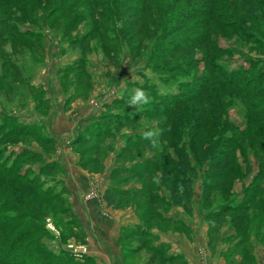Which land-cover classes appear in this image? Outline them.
Returning <instances> with one entry per match:
<instances>
[{"label":"rangeland","instance_id":"374dc122","mask_svg":"<svg viewBox=\"0 0 264 264\" xmlns=\"http://www.w3.org/2000/svg\"><path fill=\"white\" fill-rule=\"evenodd\" d=\"M69 1L70 6L48 22L45 11L35 12L32 7V15L16 5L5 7L9 0L0 2V160L10 158L8 164L18 160L16 172L30 170L29 177L35 176L60 200L69 195L66 181L74 193L80 190L72 186L75 180L70 168L75 162L85 175L90 173L88 194L84 192L82 198H93L103 184L104 193L110 188L127 193L115 196L118 207L104 204L105 212L120 210L138 224L121 233V253L107 244L95 258L96 252L89 253L87 236L75 223H69V217L61 213L64 206L58 204V210L49 213L44 222L42 244L56 256H72L80 263L86 259L85 264H264V180L256 182L264 166V150L254 146L256 142L264 147V140L259 141L264 133L257 140L242 139L219 156L233 157L230 180L216 177L211 157L215 142L226 134L230 123L264 128V109L255 113L254 108H248L250 103H244L256 96L264 81L244 95H234L233 89L216 82L205 84L211 71L200 60L207 45L198 44L178 54L173 51L178 50L176 45L168 44L165 49L163 44L176 43L183 34L196 32V21L178 27L181 5L169 15L162 4L168 0L148 2L157 15L141 14L148 29L142 23L131 29L137 33L144 27L148 36L141 43L133 40L128 30L140 20L127 22L134 12L127 11L125 18L119 12L131 4L141 7L142 1ZM25 2L29 4L21 0ZM72 10L70 19L77 20L69 26ZM16 29H28L32 35L17 36ZM168 29L175 31L167 35ZM217 33L220 47L226 50L217 56L227 63L226 70L229 65L235 69L264 62V49L242 39L233 28ZM261 37L264 40V32ZM77 39L83 41L74 43ZM181 81L190 82V86L184 83L181 87ZM136 88L148 92L149 104H129ZM175 96L182 99L180 105L169 106ZM194 108L199 109L196 114ZM243 112L253 116L246 117ZM257 113L260 119L255 118ZM102 116L108 118V130L102 132L104 125L95 130L100 135H95L91 126ZM211 118L215 120L210 126ZM215 124L219 128L211 130ZM199 128L202 131L195 136ZM151 129L160 130L159 149L151 148L142 138ZM8 130L14 134L3 137ZM194 138L199 140V152L195 153L191 149ZM181 142L192 169L183 174L189 183L179 184L181 195L176 199L172 196L176 174L164 160L167 156L177 159ZM28 150L38 153L37 158ZM165 167L171 172L168 176L163 173ZM156 174L161 176L159 185L152 183ZM77 178L85 181L83 176L76 177L80 182ZM256 183L261 184L260 191L247 199L246 188ZM250 203L253 205L244 213L227 209ZM135 230L142 233L134 234Z\"/></svg>","mask_w":264,"mask_h":264},{"label":"trees","instance_id":"16d2710c","mask_svg":"<svg viewBox=\"0 0 264 264\" xmlns=\"http://www.w3.org/2000/svg\"><path fill=\"white\" fill-rule=\"evenodd\" d=\"M113 1L118 3L119 1L124 2L125 0H108V2ZM131 1L135 2L137 0ZM139 1H142L143 3L141 7L135 4H131L128 10L121 8L119 13L122 17L125 18L127 11L134 12V14H132L131 16L129 15L126 21L128 22L129 20L136 18H138V20L140 21L132 23L128 30L130 34L133 33V40L136 39L138 40V42L141 41L142 43V41H144L148 35L144 31V27L147 28V26L146 22L142 21L144 17L141 14L151 15L154 13V9L147 5V3L151 2L152 0ZM0 2H2V0H0ZM69 2V0H27V3L29 4H26V2L22 4L21 0H9V4H5L3 2L2 3L5 4V7L8 5L7 8L10 6L11 9L14 7V5H16L17 7L28 10L32 15L33 11H45V13H47V17L45 19L48 22V20L53 19L55 16L63 12L67 8ZM162 4L166 5L167 13L169 15L173 11L177 10V6H182L183 9L179 10V13L177 15V23L179 28L181 26L187 27L194 21L197 22L196 26L198 30L196 29V34L194 32L183 34V36H181V39H177L175 41L176 43L171 42L163 44L162 46L167 49L169 48L168 44H173V46L176 45L178 47V50H173L174 52L177 53V51H179L180 53H183L185 52L184 50L190 49L192 46H196L198 44L200 46L207 45V47L204 48L202 52V58L200 60V62H203L206 65V68L211 71V74H208L205 78V81L208 80L206 81L207 83H205L206 85L216 82L217 84L224 86L225 88L233 89L234 95L236 93L238 95H244V91L264 81V62L261 60L250 62L249 67L240 66L239 68L230 69L229 65L228 70H226L227 63L224 60L222 61V59L217 56L218 54H226V50L220 47L216 39L219 34L217 32H220V30L222 29H228L229 27H231L237 32V34L242 37V39L249 40L255 46L264 49V40L261 37V33L264 32V26H262L263 30L261 28V25H263L262 22H264V0H168L166 3L162 2ZM32 7L33 11L31 10ZM74 12L75 11L72 10V12L68 16L67 21L69 26L76 24L77 18L70 19L73 16ZM30 13L27 14V17H31ZM154 15L157 14L154 13ZM19 21L24 22L22 19ZM138 23L143 24V29L139 30V32L137 33L132 32L133 30L131 31V29H133L134 26H137ZM16 30L17 31L15 33L17 36L30 37V35H32V33L28 29L25 31L19 29ZM114 31L111 32L115 33ZM174 31L175 30L168 29L166 34H173ZM33 37L34 36H32L31 39H33ZM212 37H214L216 40ZM79 41L80 40L77 39L74 43H81L83 39L80 42ZM184 41H189V44L183 45L182 43ZM229 69L231 71H229ZM178 71L183 70L178 69ZM187 72L185 71V73ZM200 79L203 80V78ZM180 83L181 87L183 88L186 85L187 87L190 86V82L185 83L184 81H181ZM203 92L200 93L202 96L204 94ZM165 95H167L165 97H168V92ZM177 97L179 98V96H175L170 100V102H168L169 106H173L175 104L180 105L182 99H177ZM218 100L219 98L217 97V101ZM246 101L250 103L248 105V108H254L255 111L253 112L255 113L256 111H259V109H264V87L258 90L256 96H254L252 100H250L249 98L245 99L244 103ZM183 103L184 101L182 102V104ZM220 105L221 103H219V106ZM243 110L244 109H241V111ZM198 111L199 109L195 110L194 108L192 113L196 114ZM258 113L255 114V118L260 119V117L257 116ZM244 114H246V117L253 116L251 114L247 115L248 112H245ZM201 117H205V114ZM261 117H263L264 120V116ZM102 118L103 119L101 121L97 120L96 122H94L95 124L91 126V131H93L95 135H100V133L95 132V130L99 129V127L104 128V125L105 128L102 132H106L108 130V118L107 116H102ZM214 120L215 118L209 119L208 124L211 126ZM227 126L229 127L228 129L225 127L227 130L226 134L220 140H218V143L215 142L214 148L211 152L212 165L216 169V177L225 179V181L230 180V178L228 177V171L232 164L233 157H230L228 155V158H219V156L221 157V155H224V153L229 150V148L231 149L234 144L240 142L242 139L247 138L257 140L258 137L262 136L264 133V128L252 127L251 125H246L245 128H241L239 124L232 122ZM217 128H219V125L215 124L211 130H215ZM201 131L202 128H199L195 133V136H197ZM12 134H14L13 131L8 130L3 133V137L11 136ZM19 134L22 133L20 132ZM262 138H264V136H262ZM0 139V141H2V136ZM263 140L264 139H259V141L261 142ZM255 143L256 142H254V146L257 145L256 148H258V150H264V147L261 144ZM181 144L182 145H180L178 150H176L177 159L171 158V156H167V158L164 160L166 161L165 164H171L173 166L176 174L174 180L172 181V196L176 199L179 195H181V191L179 190L178 185L182 183H189V178L185 179L183 174L187 170L192 169L191 162L184 150V143L181 142ZM191 144L192 152H199V140L197 138H194L192 139ZM28 152L32 153L31 155L32 157H34V159L37 158L38 153L36 154L35 152L30 150H28ZM128 152H131V149ZM159 155L160 158H163L164 152L162 151ZM8 160L10 161L11 159L6 158L4 160H0V264L87 263L86 259H84V263H80L72 256H56L52 254L44 244H42L44 234H40L45 232L44 222L49 213H55L58 210V204H62L64 206V208L61 210V213L69 217V223H75L77 226V230H80V233H82L83 236L86 237L82 224L76 216L68 200V197L60 200L57 194H52L51 191H49L47 188H43L42 184L37 182L35 176L29 177V174L31 173L30 170H27L25 173L19 171L16 172V168L19 165L18 160H13L11 164L7 163ZM45 168L47 167L43 164V169L46 170ZM163 173H166V176H168L171 172H167V167H165ZM256 177V182H261V180H264V166L261 168ZM260 188L261 184L258 183H256L255 185L252 184L247 187L245 192L248 195L247 199H249V197L255 198L257 193L260 191ZM66 194H68L67 190ZM117 194L121 196L122 194L124 196L128 195L127 193H121L120 190H117L116 188H110L105 192L104 200L109 207H114L116 203L118 205V202L115 200V196ZM153 195L157 198V194ZM252 205L250 203L245 206L241 205L231 208L229 207L227 209H229V212L244 213L245 211L250 209ZM241 217H244V215H242ZM148 230H150L149 227ZM123 231L122 235L124 233ZM133 233L138 234L142 232L135 230L133 231ZM62 260L63 262H61Z\"/></svg>","mask_w":264,"mask_h":264},{"label":"crops","instance_id":"0c3cea01","mask_svg":"<svg viewBox=\"0 0 264 264\" xmlns=\"http://www.w3.org/2000/svg\"><path fill=\"white\" fill-rule=\"evenodd\" d=\"M75 164L76 163L74 162L73 169L70 168L72 179L75 180L74 183L72 182V186L73 188L78 187L80 190L76 192L77 194L74 193L66 181L67 187L69 189L68 200L70 201L71 206L76 216L80 220L84 232L86 233L87 245L88 247H91V252L89 253L91 255L95 254L94 256L96 258V256L99 255L98 251L105 250V248L103 249L101 246H106L107 244H111L113 250L121 253L120 237L122 231L124 228L138 223L132 221L130 222L125 214H123V212L120 210H111L110 212H105L104 204L106 205V202L104 201V184L102 185L101 189H99L97 195L93 198H87L89 200L82 198L83 193H87L86 191H88V188L86 187L88 182L86 180L89 179L90 173L87 172V175H85L86 172H84L79 167H76ZM67 172L69 174L68 170ZM78 176L85 177V181L77 178L80 181L77 182L76 177ZM82 205L83 208L80 209L79 207ZM92 252L96 253L93 254ZM98 261L99 260H97V262Z\"/></svg>","mask_w":264,"mask_h":264},{"label":"clouds","instance_id":"9594fccd","mask_svg":"<svg viewBox=\"0 0 264 264\" xmlns=\"http://www.w3.org/2000/svg\"><path fill=\"white\" fill-rule=\"evenodd\" d=\"M150 103V96L148 92L143 88H136L133 90V95L131 97V100L129 101L130 105L138 106V105H144ZM160 130L158 129H151L147 132L143 133V139L148 140L150 142V146L153 149H159L160 147ZM161 181V176L159 174H156L152 177V183L159 185ZM178 187H180L178 185ZM182 190V188H181Z\"/></svg>","mask_w":264,"mask_h":264}]
</instances>
